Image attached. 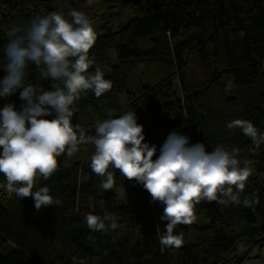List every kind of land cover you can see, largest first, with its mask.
I'll return each instance as SVG.
<instances>
[{"label":"trees","instance_id":"16d2710c","mask_svg":"<svg viewBox=\"0 0 264 264\" xmlns=\"http://www.w3.org/2000/svg\"><path fill=\"white\" fill-rule=\"evenodd\" d=\"M133 1L0 0V57L14 25L61 8L112 22ZM137 1L138 12L128 24L96 35L89 72L108 66L110 73L104 77L113 87L99 98L91 91L82 93L72 106L73 124L92 136L96 122L108 118L105 109H116L114 118L123 111L136 112L145 142L157 146L154 159L173 130L187 135L190 145L204 143L209 152L218 145L230 152L238 148L241 162L253 161L241 198L256 194L259 204L253 211L242 204L201 201L195 215L206 222L174 230L190 243L162 248L157 227L163 234V206L150 201L142 185L116 170L112 190L104 191L90 164L65 168L62 154L53 176L38 181L60 205L37 211L31 197L21 200L0 188V264H231L241 244L252 248L264 242V142L256 148L240 128L226 127L242 119L264 133V0ZM112 50L116 64L111 62ZM26 71V83L50 90L51 81H41L35 65ZM4 75L0 69V79ZM227 79L236 85L234 94L224 92ZM12 102L21 110L19 92L0 98V109ZM78 147H88L91 155L95 150L90 142ZM0 183H6L3 174ZM119 188L126 194L123 202ZM105 211L115 215L117 229L90 230L84 217Z\"/></svg>","mask_w":264,"mask_h":264},{"label":"clouds","instance_id":"9594fccd","mask_svg":"<svg viewBox=\"0 0 264 264\" xmlns=\"http://www.w3.org/2000/svg\"><path fill=\"white\" fill-rule=\"evenodd\" d=\"M6 35L8 42L0 57V69L5 73L0 79V98L19 92L24 103L19 111L14 102L0 109V174L6 179L0 188L21 200L31 197L37 211L60 205L49 187L38 181L53 176L59 156L72 157L78 146L90 142L95 149L90 169L102 177L100 188L112 190L119 170L120 176L142 185L152 202L163 206L161 221L167 222L163 234L157 227L162 248L182 245V234L174 230L178 225L193 224L195 206L201 201L242 204L255 210L259 204L256 194L241 198L253 174V161L241 162L238 148L230 152L218 145L209 152L204 143L190 145L187 135L173 130L154 159L157 146L145 142L144 126L137 122L136 112L123 111L114 118L116 109H105L108 118L96 122L92 136L80 124H73L72 106L82 93L91 91L99 98L113 87L99 67L89 72L94 63L89 53L97 37L84 12L70 8L65 13L61 8L14 25ZM30 64L35 65L41 81H51L50 90L25 82ZM49 116L54 118H45ZM226 127L240 128L256 148L264 142V133L251 121L236 119ZM100 204L105 206L103 200ZM84 220L96 232L118 227L115 215L108 211L102 216L88 213Z\"/></svg>","mask_w":264,"mask_h":264},{"label":"rangeland","instance_id":"374dc122","mask_svg":"<svg viewBox=\"0 0 264 264\" xmlns=\"http://www.w3.org/2000/svg\"><path fill=\"white\" fill-rule=\"evenodd\" d=\"M139 9L138 1L134 0L129 8H127L125 11L121 13H116L114 15V20L111 22L110 20H107L102 17H98L94 20H91L93 27L95 29L96 35L105 32L107 29H115L118 30L122 26L128 24L134 16L137 14ZM117 56L115 53V50L111 51V62L112 64H116ZM104 73V76L108 75L110 73V68L108 66L99 65L98 66ZM237 90L236 85L231 80H225L224 81V92L227 95L234 94ZM121 103L123 105H126V95L121 94L120 96ZM53 119V118H49ZM73 119V118H72ZM74 123V120H73ZM90 149L88 147L79 149V151L74 154L72 157H68L65 153L64 159H63V166L65 168L72 167L74 165L82 166L84 164H90ZM102 179V177H101ZM118 196L121 202L126 200V194L123 190V188L118 189ZM148 197L150 201H152V198L150 194L148 193ZM139 199V196L136 197V200ZM195 223H203L206 222V219L203 216H199L194 221ZM183 237V243L182 245H186L190 243V239L186 237V235L182 232ZM236 256L231 258V264H264V242L256 245L255 247H248L244 244H241L238 248ZM238 261V262H237Z\"/></svg>","mask_w":264,"mask_h":264}]
</instances>
